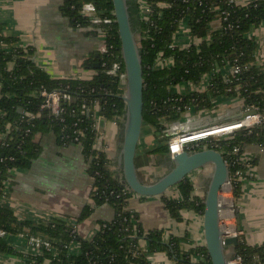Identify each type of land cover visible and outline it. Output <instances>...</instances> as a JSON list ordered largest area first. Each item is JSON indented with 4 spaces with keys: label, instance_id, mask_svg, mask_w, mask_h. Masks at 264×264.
I'll return each mask as SVG.
<instances>
[{
    "label": "trees",
    "instance_id": "1",
    "mask_svg": "<svg viewBox=\"0 0 264 264\" xmlns=\"http://www.w3.org/2000/svg\"><path fill=\"white\" fill-rule=\"evenodd\" d=\"M144 2L149 8L148 12L139 8L140 5L136 6L140 26L137 42L143 67V127H150L163 136V123L182 119V112L176 110L179 104L168 100L172 95V87L187 81L197 84L203 74L213 72L215 66L226 63L241 67V73L236 76L238 81L231 82L233 79L230 76V82L224 84L220 74L214 75L213 86L207 93L192 96L197 99L194 109L212 110V99L227 96L237 98L242 110L256 108L257 111H264V74L255 64L256 43L253 38L248 37L251 28L264 24L262 2L254 1L246 5H233L230 0ZM86 3H92L97 15L113 20L112 23L105 27L88 22L81 14ZM62 10L74 27L91 28L90 34L104 32V43L108 47L113 46L111 53L121 62V70L111 74L109 67L99 66L96 76L90 81L53 80L27 59L31 50L20 48L16 40L0 34V198L5 191L6 173L11 169L28 167L37 157V135L52 132L61 145L63 136L71 138L77 131L80 135L78 142L68 141L67 146H78L88 165L87 172L92 181L90 197L94 206L110 205L114 210V217L111 222L101 223L98 234L90 241H85L63 222L33 225L17 220L9 209L0 204V233L4 234L0 236V253L17 255L4 238L8 235H22L25 238L40 236L52 247L50 251L41 247L40 254L27 255L30 264H149L148 255L156 252L166 253L177 264H211L204 246L185 252L180 248V240L170 238L168 243H164L162 231L145 232L142 229L137 214L128 209L132 193L125 190L123 182L109 169L105 152L95 150L97 132L90 117L68 112L64 115V120L59 122L40 110V99L33 97V92L40 87L53 90L69 85L75 97L71 108L76 109L82 100L98 101L100 107L91 111L93 114L96 113L106 122L118 123L123 117L124 103L120 97L123 90L120 89L119 82L124 67L111 0H64ZM222 11L229 14L227 19L222 22L220 29L210 31V23ZM184 18L188 20L191 35L203 39L198 49L191 46L182 50L173 46V36ZM108 27L109 30L106 29ZM206 37H209V41L204 39ZM160 53L163 58L172 59L171 67H155ZM94 60L99 63L105 59L100 54ZM8 63H13V69L7 68ZM228 88L233 91L226 93ZM190 98L191 96L185 97L180 106L187 104ZM263 140L264 126H259L240 130L230 138L212 140L198 149L219 151L225 162L229 163L234 158L232 150L235 147L239 146L242 151L246 145ZM150 154L166 157L167 146L159 145ZM236 171L241 172L240 163L230 166V176ZM240 185L237 177L232 178L231 195L234 200L240 196ZM174 188L179 193V199H170L166 195L160 197L173 219L180 220L183 209L203 214V201L191 195L193 185L188 177ZM91 212L92 208L86 207L79 221L88 218ZM140 239L146 242L144 249L139 245ZM75 242L80 245V254L70 255L68 247ZM234 252L243 258V264H264V243L250 247L244 242H238Z\"/></svg>",
    "mask_w": 264,
    "mask_h": 264
},
{
    "label": "crops",
    "instance_id": "2",
    "mask_svg": "<svg viewBox=\"0 0 264 264\" xmlns=\"http://www.w3.org/2000/svg\"><path fill=\"white\" fill-rule=\"evenodd\" d=\"M254 1L264 4V0H240V3L246 5ZM63 3L64 0H0V34L16 40L20 48L31 50L27 59L51 79L90 81L96 76L95 64L98 61L94 59L101 53L104 36L74 27L63 13ZM133 7L136 14L135 3ZM209 28L210 31H217L219 20L213 21ZM184 31L190 33L187 28ZM248 37L256 43L255 64L264 74V24L251 28ZM13 67V63H8L9 70ZM231 71V66L226 63L220 66L219 74L229 77ZM176 89L186 94L191 92L192 87L184 83L172 91ZM213 103L215 111L210 112L211 120L227 121L242 115L241 102L237 98L218 96ZM101 132L110 170L119 179L116 157L122 137L121 121L105 122ZM161 138L154 129L143 127L135 165L139 178L146 184L156 180L152 173L154 166L158 167L159 161L168 162L167 156L150 154L153 148L160 145ZM35 140L39 145L37 157L28 167L11 169L6 173L0 204L19 221L33 225L63 222L72 227L81 240L90 241L98 234L101 223L113 220V208L108 204L94 206L90 197L92 181L87 172L88 165L78 146H61L52 132L39 134ZM240 166L241 192L235 204V222L243 232L245 244L256 247L264 243V140L252 142L242 149ZM209 173V168H205L188 176L193 185L191 195L202 201ZM165 195L170 199H179L174 187ZM88 206L92 208L91 215L79 221ZM128 209L137 214L145 232L162 231L164 243H168L170 238L178 239L181 250L185 252L204 246L203 218L193 210H181L180 220H175L160 197L142 200L137 196L129 200ZM4 240L17 255L0 253V264H30L27 255L35 253L27 238L8 235ZM139 245L144 249L146 242L140 239ZM233 252V247H227L228 255ZM68 253L80 254L79 243L70 244ZM147 260L149 264H177L164 252L150 254Z\"/></svg>",
    "mask_w": 264,
    "mask_h": 264
},
{
    "label": "built area",
    "instance_id": "3",
    "mask_svg": "<svg viewBox=\"0 0 264 264\" xmlns=\"http://www.w3.org/2000/svg\"><path fill=\"white\" fill-rule=\"evenodd\" d=\"M230 3H233V5H242L240 3V0L237 1L230 0ZM135 4L136 6L140 5V7L139 6L138 7L144 10V12L149 11V8L146 7L144 0H135ZM198 4L201 5V2H199ZM163 7L166 6L163 5ZM215 10H218V8H216ZM81 14L83 17L87 18L88 22H91L92 24L99 26L107 27L113 21L111 19H108L107 17L100 18L97 15L98 14L97 10L92 3L84 4L81 9ZM228 15L229 14L225 11L219 13V16L215 20H219L220 27L222 22H225ZM185 21L188 22L186 18L181 19L180 21L179 29L176 31V33L173 36V46L179 47V49L182 50L188 49L191 46L198 49L203 39L193 37L190 32V27L188 23L186 24ZM185 25L187 27H185ZM109 28L110 27L106 29L109 30ZM184 28L189 29L190 33L187 34V32L184 31ZM87 29L92 30L91 28H87ZM101 34L104 36V32H102ZM204 39L206 41H209V37H206ZM112 49H113L112 45L108 47L106 43H104V46L100 54L101 56L102 55L104 56L105 60L99 62V66L102 68L109 67L110 68L109 73L114 74L121 70V62L119 61L118 58H116L113 55V53H111ZM171 66H172V59L163 58L161 53L157 56V59L155 61V67L157 69L169 68ZM219 69L220 66L218 65L215 66L213 72L203 74L200 78V81L197 84H193L187 81V82H181L172 87V89L175 87L177 88V86H179L180 84L187 83L192 87V90L191 92L186 94L179 92L177 89L174 92L171 90V94H172L171 98H168L169 101H174L175 103H178L179 106L176 108V110L178 112H182V119L170 123H163V125L165 126L163 135H165V137L167 138L166 146H167L168 156L170 158L173 157L174 155L180 154L183 151L193 152L199 150L198 148H201L202 146L210 143L212 140L230 138V136L234 135L236 132L240 130H246V129L250 130L255 127L264 126V111L263 112L257 111L256 108H247L246 110H242L241 114L242 115L245 114V116L241 115L239 118L231 119L227 121H218L215 119L214 120L210 119V114L213 111H215L213 99L211 100L213 103L212 110L196 111L197 109L196 110L194 109L197 106V99L192 96L195 94H201L205 92L207 93L209 88H212L213 86L212 78L214 75L219 74ZM231 69L232 71L230 76L233 79L231 82L238 81V78L236 76L241 73V67L238 65H233L231 66ZM221 77H222V82L224 84L230 82L228 81L229 77H223V76ZM119 84H120V89H122L124 93V88H125L124 72L120 76ZM231 91H233L231 88L226 89V93H230ZM123 93L120 97L123 96ZM32 96L40 99L39 108L41 111L46 112L48 116H50L55 120H58L59 122H62L64 120V115L67 114L68 112L77 116L90 117L93 120V125L97 132L95 145H94L95 150L102 152L106 151V147L103 145L102 142L103 141L102 139L103 134L101 132L102 128L99 127V124L103 118L97 115L96 113L93 114L91 112L97 110L100 107L98 101L89 102L86 100H82L81 104L76 109L71 108V104L75 101V97L69 85L61 86L53 90H47L44 87H40L39 90L33 92ZM190 96L191 98L189 99V102L187 104H184L183 106H180V103L183 101V99L185 97H190ZM191 113L192 114L195 113L196 116H198V118L191 120L188 117ZM103 120L105 123L106 122L105 119ZM28 132L29 131L27 130L26 133ZM79 136L80 135L77 131L74 133V136L71 138L69 136H63L61 138V142H62L61 146H67L68 141L69 143L78 142ZM240 153H241V149L239 146L235 147L232 150V154L234 155V158L229 163L225 162L228 169L230 168V166L234 167L240 163ZM109 169H110V165H109ZM235 177H237V179H240L241 172L236 171L232 176H230L229 173V181L225 186H223L222 191L219 193L220 204L227 208L219 212V224H220V230L222 232L221 238L223 245H224V241L230 238H236L237 242H244L243 232L236 226V222H235V212H236L235 209H237L235 205V200L233 199L232 195H230L232 178ZM224 187H226L227 189L225 190ZM125 190L128 189L125 187ZM125 190H123V192H125ZM226 193L228 194L226 195ZM132 195L135 196L134 194ZM73 232L75 231L73 230ZM0 236H4V234L0 233ZM27 241L29 245L33 248L35 255L41 253V247L46 248L47 251H50L52 249L50 243L47 240L41 238L40 236L27 238ZM228 264H243V258L240 255H236L235 252H233L231 255H228Z\"/></svg>",
    "mask_w": 264,
    "mask_h": 264
},
{
    "label": "water",
    "instance_id": "4",
    "mask_svg": "<svg viewBox=\"0 0 264 264\" xmlns=\"http://www.w3.org/2000/svg\"><path fill=\"white\" fill-rule=\"evenodd\" d=\"M111 3L125 73V88L121 97L124 103L122 137L116 157L119 180L139 198H157L165 195L193 172L209 168L202 214L204 247L211 264H228L227 247L234 249L238 242L236 238H230L224 241V245L222 243L219 212L227 208L220 204L219 193L229 181V169L219 151L203 148L193 152L183 151L171 158L167 156L168 171L150 184L142 182L138 176L135 156L143 131V67L137 42V35L140 34L139 16H131L129 0H111ZM95 67L99 68V63ZM103 124L102 119L99 127L102 128Z\"/></svg>",
    "mask_w": 264,
    "mask_h": 264
},
{
    "label": "rangeland",
    "instance_id": "5",
    "mask_svg": "<svg viewBox=\"0 0 264 264\" xmlns=\"http://www.w3.org/2000/svg\"><path fill=\"white\" fill-rule=\"evenodd\" d=\"M129 3L131 5V9H130L131 16L133 17L134 14H135V12H134L135 9L133 7V4L135 3V1L134 0H129ZM189 118L191 120H194V119H197L198 116H196V114H190ZM166 141H167V139L163 135L162 138H161V140H160V146L161 147L165 146ZM165 165H167V166H165ZM152 171H153L152 173H153V176L155 177V179H158L159 177L163 176L168 171V164H165L164 162H160L159 161V166L158 167L157 166H154V168L152 169Z\"/></svg>",
    "mask_w": 264,
    "mask_h": 264
},
{
    "label": "bare ground",
    "instance_id": "6",
    "mask_svg": "<svg viewBox=\"0 0 264 264\" xmlns=\"http://www.w3.org/2000/svg\"><path fill=\"white\" fill-rule=\"evenodd\" d=\"M224 130H227V129H224ZM224 189L226 190L227 188H226V187H224Z\"/></svg>",
    "mask_w": 264,
    "mask_h": 264
}]
</instances>
